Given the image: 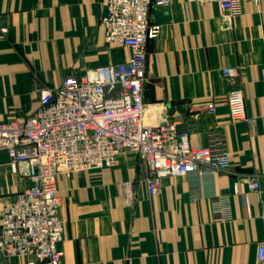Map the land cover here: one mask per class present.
<instances>
[{"label":"crops","instance_id":"crops-1","mask_svg":"<svg viewBox=\"0 0 264 264\" xmlns=\"http://www.w3.org/2000/svg\"><path fill=\"white\" fill-rule=\"evenodd\" d=\"M104 13L105 0H0V121L32 114L42 90L70 76L131 58L106 42ZM153 14L145 122H177L194 147L224 152L226 169L164 177L150 195L146 167L127 151L112 168L62 178L60 264H259L263 222L249 184L264 177V0L245 1L229 22L217 2L171 0ZM225 67L239 68L254 123L232 121ZM25 171L13 172L0 151V235L5 206L30 185ZM223 196L230 213L219 219L212 198ZM0 264L43 263L0 247Z\"/></svg>","mask_w":264,"mask_h":264},{"label":"built area","instance_id":"built-area-1","mask_svg":"<svg viewBox=\"0 0 264 264\" xmlns=\"http://www.w3.org/2000/svg\"><path fill=\"white\" fill-rule=\"evenodd\" d=\"M187 1L217 2L227 22L241 16L245 1L259 2ZM170 6L171 0H105V40L129 48L131 58L81 77L70 76L60 87L42 90L40 105L32 114L0 121V151L8 153L13 172L25 167L30 181L4 208L0 247L7 255L60 264L65 234L59 215L60 180L112 168L127 151L135 153L146 167L150 195L159 194L164 177L215 176L226 169L224 152L194 147L190 132L180 129L177 122H145L147 44L160 31L153 11ZM222 76L230 85L225 104L232 121L254 123L247 115L244 89L237 84L239 68L225 67ZM249 191L259 196L264 232V177L253 176ZM212 204L219 219L229 216L228 197H213ZM257 258L264 264V234Z\"/></svg>","mask_w":264,"mask_h":264}]
</instances>
